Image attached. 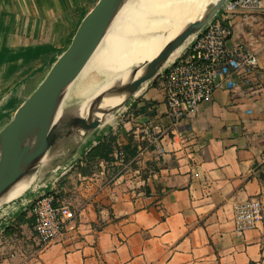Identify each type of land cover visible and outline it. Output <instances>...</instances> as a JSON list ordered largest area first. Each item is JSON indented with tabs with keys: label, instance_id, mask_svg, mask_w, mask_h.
Segmentation results:
<instances>
[{
	"label": "crops",
	"instance_id": "0c3cea01",
	"mask_svg": "<svg viewBox=\"0 0 264 264\" xmlns=\"http://www.w3.org/2000/svg\"><path fill=\"white\" fill-rule=\"evenodd\" d=\"M94 1L0 0V129L39 84ZM262 4L231 20L229 42L258 54L249 84L237 78L232 89L218 88L174 127L162 82L149 85L112 126L83 142L65 171L45 184H31L0 207V264H264V221L239 233L234 218L236 205L251 197L264 208ZM136 121L166 130L133 163L135 180L146 183V194L134 197L125 181L131 172L103 187L104 177L92 175L97 169L85 174L77 164L84 165L89 149L112 131L136 154ZM118 171L109 167V175ZM49 189L81 211L33 255L37 235L29 205L37 192Z\"/></svg>",
	"mask_w": 264,
	"mask_h": 264
},
{
	"label": "water",
	"instance_id": "95a60500",
	"mask_svg": "<svg viewBox=\"0 0 264 264\" xmlns=\"http://www.w3.org/2000/svg\"><path fill=\"white\" fill-rule=\"evenodd\" d=\"M227 1L208 2L156 56L133 66L126 78L116 80L84 108L65 110L73 84L128 2L95 0L39 84L0 129V207L19 196L9 198L20 185L28 182V188L31 184H45L46 179L65 171V164L83 142L178 60ZM188 43L168 65L171 55ZM59 168L63 169L57 171ZM41 193L37 192L31 202Z\"/></svg>",
	"mask_w": 264,
	"mask_h": 264
},
{
	"label": "built area",
	"instance_id": "2783aa9c",
	"mask_svg": "<svg viewBox=\"0 0 264 264\" xmlns=\"http://www.w3.org/2000/svg\"><path fill=\"white\" fill-rule=\"evenodd\" d=\"M262 8V0L227 1L218 16L200 32L186 52L162 73L161 82L171 127L177 126L202 102L211 98L218 88L232 89L237 83V78L246 84L251 82L259 64L258 54L229 42L233 32L231 20L239 11ZM165 130L151 122L136 121L133 136L138 144L137 153L129 156L126 148L117 141L112 153L113 159L101 160L99 168L92 175L103 176L104 187L114 179L131 172L132 175L125 177L128 192L134 197L145 195V180H135L133 163L140 161L151 145L158 144ZM110 166H118V173L109 175ZM80 177L85 178L87 175ZM29 206L37 235L33 255L49 246L81 211L80 206L73 208L68 201L60 199L55 189L37 195ZM234 218L239 233L256 227L264 221L261 201L257 197H251L238 203Z\"/></svg>",
	"mask_w": 264,
	"mask_h": 264
},
{
	"label": "bare ground",
	"instance_id": "6f19581e",
	"mask_svg": "<svg viewBox=\"0 0 264 264\" xmlns=\"http://www.w3.org/2000/svg\"><path fill=\"white\" fill-rule=\"evenodd\" d=\"M210 1L128 0L73 84L64 109L84 108L102 90L116 80L126 78L133 66L152 59ZM189 43L171 55L168 65ZM113 120L114 116L109 117L97 130L106 128ZM28 184L17 187L9 198L20 195Z\"/></svg>",
	"mask_w": 264,
	"mask_h": 264
},
{
	"label": "trees",
	"instance_id": "16d2710c",
	"mask_svg": "<svg viewBox=\"0 0 264 264\" xmlns=\"http://www.w3.org/2000/svg\"><path fill=\"white\" fill-rule=\"evenodd\" d=\"M162 81V77L158 78L153 82V85H158ZM151 102L146 103L142 108L141 112L146 110V107L150 106ZM136 105H133V110ZM136 111V110H135ZM117 134L113 131L108 133L103 139H101L97 144L93 145L87 154L83 157L84 165L79 162L77 165L80 170L85 174H90L94 170L98 169V164L101 160L111 161L113 159L112 153L114 147L117 143ZM129 153V156L135 154V150L126 149Z\"/></svg>",
	"mask_w": 264,
	"mask_h": 264
},
{
	"label": "rangeland",
	"instance_id": "374dc122",
	"mask_svg": "<svg viewBox=\"0 0 264 264\" xmlns=\"http://www.w3.org/2000/svg\"><path fill=\"white\" fill-rule=\"evenodd\" d=\"M185 52H186V51H185ZM160 77H161V75L159 76V78H160ZM157 79H158V78H156V79H152L151 81H149V83H148L146 86L148 87L149 85H153V82H154L155 80H157ZM160 82H161V81H160ZM158 85H159V84H158ZM146 86H145V87H146ZM145 87H144V88H145ZM143 90H144V89H143ZM143 90H142V91H143ZM142 91H141V92H142ZM67 104H68V103H67V99H66V101H65V106H67ZM125 110H126V109L123 108V109L117 114L119 118L122 117V116L124 115ZM117 115H116V116H117ZM116 116H114V120L111 121V122L107 125V127H106L107 129H108L110 126L113 125V122H116V120L118 119V117H116Z\"/></svg>",
	"mask_w": 264,
	"mask_h": 264
}]
</instances>
